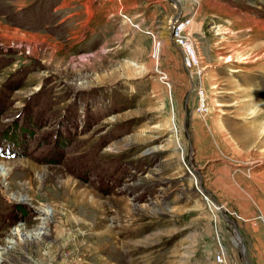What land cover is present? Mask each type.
<instances>
[{
    "label": "rangeland",
    "instance_id": "obj_1",
    "mask_svg": "<svg viewBox=\"0 0 264 264\" xmlns=\"http://www.w3.org/2000/svg\"><path fill=\"white\" fill-rule=\"evenodd\" d=\"M176 1L194 67L170 0H0V264H245L211 198L264 264V0Z\"/></svg>",
    "mask_w": 264,
    "mask_h": 264
},
{
    "label": "built area",
    "instance_id": "obj_2",
    "mask_svg": "<svg viewBox=\"0 0 264 264\" xmlns=\"http://www.w3.org/2000/svg\"><path fill=\"white\" fill-rule=\"evenodd\" d=\"M189 21L187 20V18H180L179 17V20L178 22L175 24V26L173 27V31H172V42L175 44V43H178V45H181V46H184L185 44H189V43H186L184 40H185V37L182 35V31L185 30V27H186V24H188ZM184 49H185V54H190L191 56V59L189 58V55L185 58V61H184V65L186 67H194V66H197L199 64V61L198 59L195 58L193 52H194V49H192V47L189 45H185L184 46ZM215 258L218 262H222L223 260V254L220 252V253H217L215 255Z\"/></svg>",
    "mask_w": 264,
    "mask_h": 264
},
{
    "label": "water",
    "instance_id": "obj_3",
    "mask_svg": "<svg viewBox=\"0 0 264 264\" xmlns=\"http://www.w3.org/2000/svg\"><path fill=\"white\" fill-rule=\"evenodd\" d=\"M170 1H171V3L173 4V6L175 8V13L171 17L170 23H169V35L171 36L172 31H173V27L175 26V24L179 20V17H180V9L178 7V4H177V1L176 0H170ZM188 163H189V161H188ZM199 188L201 189V191L204 190L203 188L200 187V185H199ZM211 200H212V203L214 202L215 206L218 207L221 217L231 225V231H232L233 236H236V237L240 236L239 231H238V229H237L234 221L231 220V219H229V218H227L225 216V214L223 213L222 208L220 207V205L213 198H211ZM236 244H237L236 247L238 249L239 257L242 259V261L245 264H249V262L247 261V259L245 258V255L243 253L242 241L241 240H238Z\"/></svg>",
    "mask_w": 264,
    "mask_h": 264
},
{
    "label": "crops",
    "instance_id": "obj_4",
    "mask_svg": "<svg viewBox=\"0 0 264 264\" xmlns=\"http://www.w3.org/2000/svg\"><path fill=\"white\" fill-rule=\"evenodd\" d=\"M144 2H147V0H143ZM199 17H200V14H197ZM199 17H197V18H199ZM196 26L199 28L200 27V25H201V23H200V21H197L196 23Z\"/></svg>",
    "mask_w": 264,
    "mask_h": 264
},
{
    "label": "bare ground",
    "instance_id": "obj_5",
    "mask_svg": "<svg viewBox=\"0 0 264 264\" xmlns=\"http://www.w3.org/2000/svg\"><path fill=\"white\" fill-rule=\"evenodd\" d=\"M222 208V207H221ZM217 209V208H216ZM234 238L235 239H237V240H241V236H238V237H236V236H234ZM242 241V240H241ZM242 247H243V245H242ZM243 253H244V248H243Z\"/></svg>",
    "mask_w": 264,
    "mask_h": 264
}]
</instances>
